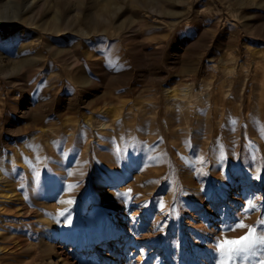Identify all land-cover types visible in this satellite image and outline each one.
<instances>
[{
    "label": "rangeland",
    "instance_id": "rangeland-1",
    "mask_svg": "<svg viewBox=\"0 0 264 264\" xmlns=\"http://www.w3.org/2000/svg\"><path fill=\"white\" fill-rule=\"evenodd\" d=\"M0 168V264H220L264 236V0H0Z\"/></svg>",
    "mask_w": 264,
    "mask_h": 264
},
{
    "label": "snow or ice",
    "instance_id": "snow-or-ice-1",
    "mask_svg": "<svg viewBox=\"0 0 264 264\" xmlns=\"http://www.w3.org/2000/svg\"><path fill=\"white\" fill-rule=\"evenodd\" d=\"M243 227L245 225L242 222L225 223L222 231H232ZM254 233L255 229L250 228L244 236L220 241L217 245L220 264H234V262L255 256L260 250L258 246L264 247V236H257Z\"/></svg>",
    "mask_w": 264,
    "mask_h": 264
},
{
    "label": "bare ground",
    "instance_id": "bare-ground-1",
    "mask_svg": "<svg viewBox=\"0 0 264 264\" xmlns=\"http://www.w3.org/2000/svg\"><path fill=\"white\" fill-rule=\"evenodd\" d=\"M187 88H185L184 91H188L186 90ZM173 90V89H172ZM171 90V91H172ZM178 91V90H177ZM182 90V92H184ZM176 92V91H175ZM181 95H183L184 93L186 94V92L182 93ZM171 93V92H170ZM176 94V93H175ZM174 94V95H175ZM184 94V95H185ZM173 95V94H172ZM171 95V96H172ZM173 95V97H174ZM177 95V94H176ZM169 97V96H168ZM175 98V97H174ZM178 99V98H177ZM31 165V164H30ZM21 193L17 192L13 186H12V180L9 176L4 175L2 168H0V199L1 203H0V213H4V214H14L17 217H21L22 219H32V211L31 209L27 208V205L23 200L24 198H22V194L19 195ZM25 197V196H24ZM30 206V205H28ZM205 207V206H204ZM35 214V213H34ZM205 214V213H204ZM36 216V215H35ZM20 218V219H21ZM29 222V221H28ZM26 223V222H25ZM189 225V224H188ZM126 234V233H125ZM146 235V234H144ZM143 236V235H142ZM148 236V235H147ZM117 239V236H114ZM133 237V236H132ZM143 238V237H142ZM196 239V238H195ZM192 241V240H191ZM8 242V241H7ZM196 242V240H195ZM15 243V242H14ZM13 243V244H14ZM10 244V243H9ZM138 245V244H137ZM196 245V244H195ZM11 246V245H10ZM9 246V248H10ZM12 247V246H11ZM7 249V248H6ZM10 250V249H9ZM145 250V249H144ZM151 250V249H150ZM143 251V250H142ZM149 252V251H148ZM60 257V256H59ZM64 257V256H63ZM66 257V255H65ZM64 260V259H63ZM69 264V263H68Z\"/></svg>",
    "mask_w": 264,
    "mask_h": 264
}]
</instances>
